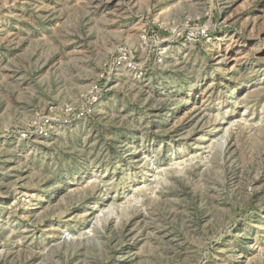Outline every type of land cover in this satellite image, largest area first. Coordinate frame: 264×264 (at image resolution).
<instances>
[{
	"label": "rangeland",
	"instance_id": "obj_1",
	"mask_svg": "<svg viewBox=\"0 0 264 264\" xmlns=\"http://www.w3.org/2000/svg\"><path fill=\"white\" fill-rule=\"evenodd\" d=\"M0 264H264V0H0Z\"/></svg>",
	"mask_w": 264,
	"mask_h": 264
}]
</instances>
